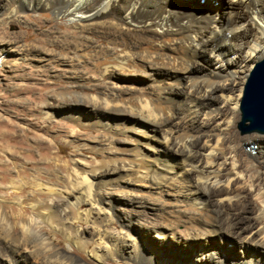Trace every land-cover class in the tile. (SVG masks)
<instances>
[{
    "label": "bare ground",
    "instance_id": "1",
    "mask_svg": "<svg viewBox=\"0 0 264 264\" xmlns=\"http://www.w3.org/2000/svg\"><path fill=\"white\" fill-rule=\"evenodd\" d=\"M204 2L0 0V66L30 70L12 77L20 82L9 90L16 100L5 97L4 102L24 105L26 116L37 108L36 123L23 122V126L1 113L11 110L0 111V183L8 182L1 186L6 192L0 195V256L10 254L19 264H31L32 254L40 258V264H84L68 250L72 246L87 250L94 240L97 251L91 256L98 264H106L105 258L114 253L119 241L127 240L101 226L111 222L109 211L117 205L130 214L137 208L154 211L159 219L146 227L161 230L163 240L176 235L203 238L221 232L218 226L225 224L241 231L242 245L264 249V194L255 195L260 204L255 217H242L251 211L243 195L247 186L253 190L255 181L242 174L239 154L231 147L250 138L226 136L239 119L242 84L255 63L264 58V0H214L212 8ZM215 2L222 5L215 7ZM43 11L52 15L56 28L45 25L42 39L31 45L26 41L35 34L11 37V27L32 31L28 16L39 18ZM235 55L239 62L232 60ZM55 67L62 70L52 71ZM33 69L47 79L63 77L66 83L79 85L92 79L86 77L90 72L100 90L80 88L70 93V86L48 81L39 87ZM147 78L150 83L143 84ZM49 87L56 89L46 103L33 109L34 93L49 92ZM227 106L223 115L220 108ZM13 114L19 119L18 112ZM58 115L90 135L99 134L104 144L95 142L97 138L77 146L81 148H77L78 156L86 151L93 154L95 167L77 159L71 171V166L59 165V160H47L52 140L45 139L41 131L56 128L53 118ZM140 137L157 138L159 147L145 143L154 149L152 156L143 154ZM31 138L34 145L29 143ZM69 138H74L73 133ZM53 164L57 169L40 172V165ZM27 166H34L33 174ZM59 169L69 171L65 175ZM27 188L35 192L24 199L18 197ZM13 195L21 207L18 214L3 205ZM85 205L88 209L81 210ZM235 205L240 209L233 210ZM67 214L90 225L92 239H85V232H72L70 223L63 225L67 221L63 223L62 217ZM253 221L258 227L251 225ZM48 229L60 234L68 249H57L58 240L49 237ZM205 255L201 251L192 264L202 263Z\"/></svg>",
    "mask_w": 264,
    "mask_h": 264
},
{
    "label": "rangeland",
    "instance_id": "2",
    "mask_svg": "<svg viewBox=\"0 0 264 264\" xmlns=\"http://www.w3.org/2000/svg\"><path fill=\"white\" fill-rule=\"evenodd\" d=\"M212 1H214V0H205V2L202 3V5L203 4L208 5L210 8H212L211 7ZM219 4L222 5V3L215 2L214 6L217 7V6H219ZM210 8L208 9V11H211ZM40 14H41V16H40L41 19H40V17L38 18L37 15H30L31 18H30V16H28V18H27V23L32 28V31H28L24 27H11V29H9L11 37H14L20 33L21 34L26 33L27 36L35 34V37L30 36V37H28V39L26 41L27 42L26 45H28V44L31 45L35 40L42 39L40 33H41V31L46 30L45 25H49V24L51 25L52 24V26H54L55 28L57 27V22L54 21V18L52 17L51 14H49L47 11H43ZM36 19H38V20H36ZM238 57H239V55H235V57H233L232 60L234 62H236V60L240 61V59ZM203 65L205 67H207L205 63ZM21 69L22 68L19 67V68L15 69V71L17 70L19 72H15L14 68H12L11 65H9V66L5 65V67L0 66V70H1V72H0V105H1L0 111L3 109L11 110L12 113L11 112L4 113L3 111L1 113H3L4 117H12V119L15 120L16 123H19L21 126H23V124H24L23 122H25V124H28V125L36 123V121L34 120V117H35V114L37 113V110H36L37 108L35 109L36 111L34 110V112H33L34 115H32L33 114L32 113L31 114L32 116L31 115L26 116V114H28V113L24 109V105H22V104L10 105V104L4 102L5 97L7 99L8 98L11 99L12 101L16 100V99L12 98V96L10 94L11 91H9V90H13L15 85L20 83V82H19V80H17L15 82V80L12 77H14L15 74L18 75L21 72H27V73L30 72L29 69H22V70ZM33 70H34V74H35L34 76L40 79L38 84H40V83L41 84L39 85V87L43 83H45V82L47 83V81H48V83H54V84L56 83V84L60 85L59 87L70 86V89L67 90L70 93L78 91V89H80V88L87 89V92L88 91L92 92L91 89L96 90V92H98L100 90V87L95 86L96 83L98 85V82H96V80H95L96 78H95L94 74L92 75V73H90V72L88 74L87 70L86 71L83 70V72L87 73L86 77L89 78V76H91L90 78H92V79H90V81L81 83V85H79L80 83H72V84L66 83V81H65V79H63V77H61L60 81H58V80L55 81V79L50 80V79H47L45 77V74L40 75L39 73L35 72L36 69H33ZM55 70H62V69L55 67V69H53L52 71H55ZM248 75H247V77H248ZM247 77L245 78V80L242 84V88L245 85ZM61 81H64V82H61ZM32 82H34V81H32ZM148 83H150V80L148 78L143 79V84H148ZM53 89H56V87H49L48 88L49 92H46L43 90V92L34 93L33 97L36 98L37 101L33 102V109L36 106H41V103H46L47 102L46 99L52 95ZM57 91L60 92V89H57ZM4 93H6L7 95L6 94L3 95ZM11 93L14 94V92H11ZM242 95H243V89L241 92V99H242ZM241 99H240V102H241ZM31 100L33 101L34 99H31ZM24 103H26V102H24ZM229 108H230V106L229 107L228 106L227 107H221L220 111L223 115H225V113L229 110ZM199 110H200V107H199ZM57 111L60 113V109H57ZM13 112H16V113L18 112L20 114L19 119L14 118L15 116H14ZM61 115H58V117L53 118V121L56 123V125H55L56 128L54 127L53 129H50V130L48 129L49 132H48V130L44 131V132L41 131V135L45 139H47V140L51 139L52 140L51 150H50V157L51 158L49 157V158H47V160L48 161L50 160L49 162L59 160L60 161L59 165L62 164V166H63L64 164L65 165L67 164L68 166H71V165L74 166V161H76L77 159H80V160L86 161L87 164L89 165V168L95 167L94 165H96V163H94V161L92 160L93 154L92 153L90 154V152H87L86 150H84V151H86V152L83 151L85 153V155L83 157H80L77 155L80 153V152H77L78 151L77 148H79V149H81V148L77 147V146H78V144H80V143L82 144V142L86 141V140H91L92 142H94L95 140H97V138L98 139L100 138L99 134L98 133H94V134L91 133V135H90L89 134L90 131L83 130V129L76 127L72 123L71 120L64 119L63 117H60ZM113 116H115L119 119L121 117L119 114H113ZM238 118L239 119H237V122L231 127V129L229 131H227L226 136L232 137V138L239 137V136L243 137V138H250L249 141H247L248 143L247 142H244V143L236 142V143L231 144L232 145L231 147L233 149H235V152L237 154H239V161L242 165V169H241L242 174L246 175V179L253 178V180L255 181V187H253V190L252 191L249 190L250 187L247 186L248 189L246 188L247 191H246L245 195H243V196H246L245 198L243 197V200H244L245 204H247L249 206L251 211L249 213H242L241 216L244 218L248 217L247 219L249 220V218L255 217V215H253V213L254 214L256 213V210H257L256 206L260 205L256 201L255 195L259 192L264 194V139L263 140L258 139L259 138L258 136H260V137L262 136L264 138V135H260L258 133L241 135L240 131L237 129V124L240 121V113L239 112H238ZM24 119H28V120L23 121ZM43 125L44 124H41V122H40L39 126L41 128L43 127ZM62 128L65 130H62ZM32 130H33V133H37L36 127H32ZM61 131H63V132H61ZM66 131L67 132L69 131V133H67ZM33 133H31L29 135H31V137H32ZM72 133L74 135V138H69L70 134H72ZM76 133H77V136H76ZM155 135L157 137H160V133H156ZM140 138L142 139V144H143V145H141V149L144 152L143 154H145V156L148 155L149 157L152 156V152L154 149L151 148L150 146L148 147V145L145 143L151 142L153 145L159 147L160 144L158 143L157 138H153V139H147L145 137H143V138L140 137ZM252 138H253V140H252ZM53 139L55 140V142ZM69 139H73V142L72 143L69 142ZM32 140L33 139L31 138L29 140V143L34 145ZM99 141H100V144H99ZM95 142H98L99 145L104 144V143H102L101 138ZM145 145H146V147H145ZM147 148H149V149H147ZM34 153L36 155L39 154V152L36 149H34ZM76 155H77V157H76ZM73 166H71V168H70L71 171H72ZM39 167L42 168L40 170V172L42 174L47 173L48 171L50 172V170L57 169V166H55L54 164L48 165V168L46 165H40ZM12 168L13 167H11V169ZM27 168H28L29 172L31 174H33L34 166H27ZM68 171L69 170L64 171V169L63 170L59 169V172L60 173L63 172V174H65V175L68 173ZM13 176H15V174L12 170L10 173V177L13 178ZM2 183H0V195H2L3 193L6 192L4 187L2 188L1 186L6 185V183H8V182H2ZM239 186L240 185L237 184L236 188ZM239 188H237V189L239 190ZM33 192H35L34 189L27 188L18 197L23 198V199L26 197H30V195L33 194ZM15 197H16L15 195L10 196L9 198H7L6 201L3 202V205L5 207H10V208H7V210L10 213L15 212V214H18V209H21V207L17 206L16 203L14 202ZM36 198L38 199V201L39 200L45 201V199H42L40 197H36ZM1 204H2V200L0 198V205ZM26 207L28 208L27 205H26ZM86 209H88V206L85 205L81 210H86ZM107 209H109V208L107 207ZM232 209L233 210H237V209L239 210L240 206L235 205L232 207ZM135 210H134L135 212L130 214L126 210V207H124L122 205H117L114 208H111V210L109 211L110 214H112L111 215L112 216L111 222H113V223L109 222L110 223V224L108 223L109 226L106 225L104 227H103V225H101L102 228H104V229L107 228L106 230H108V232L116 234V235L121 234L123 237L125 236L124 239L126 240V238H127V240L123 241L121 239V241H119L118 245L113 250L114 253L112 255H114V256L112 257V255H110V256H108V258L106 257L104 263H106V264H134V263H138V264H189L190 263V264H192L193 260L196 262V260L199 259V253L202 251L203 255L206 254L205 255L206 257L202 256L204 258H203V260L201 259L202 263H200V264H223L224 261L227 264H229V263L230 264H245L249 260L253 261L254 264H264V252H263L264 249L258 248V247H253V246L248 247L246 245H242L240 243V238H239L241 231L238 229H234V227L227 226L225 224L224 225L220 224L218 227L221 230V232H219L217 234L206 235V236H204L205 239H204V237L203 238L200 237L197 239H190L189 240V239H185L184 237L182 238L180 235H176L174 237V239H172V236H169L166 240H163L162 235H161V230L151 231L148 229L150 223L154 222V219L155 220L159 219L155 216L157 214L154 211H152L151 209H147V208H137ZM231 212H234V211H231ZM73 217L74 216L71 214H67L65 217L63 216L62 217V219L64 220L63 223L65 221H67V222H65L64 224L62 223V224L63 225L66 224L65 226L71 225L70 230L72 232H75L76 230H79L80 232H85V234H84L85 239L86 238L88 240L92 239V227L90 225L88 226V224H86L83 221H80V220L76 221V219H75L76 217H74V218ZM69 220H70V222H69ZM68 223H70V225H67ZM146 225L148 227H146ZM251 225L258 227V225H256L254 223V221L251 222ZM255 229L256 228H254V230ZM90 231H91V233H90ZM47 233L51 239L55 240V242H57V240H58L59 244H57V249H60V250L68 249L67 241L60 234H58L55 230L48 229ZM128 240H130V241H128ZM92 241L89 242V246H88L87 250H78L76 247L72 246L68 251L75 259L81 261V263L86 264V261H89L91 264H98L97 260L91 256L92 251H94V252L97 251L96 250L97 243L94 240H92ZM169 241H171V242H169ZM123 243H125V244H123ZM133 244H135V246ZM131 245H133V247ZM260 253H262L263 255ZM139 254H140V256H138ZM80 256L84 260L82 258H80ZM0 257H1L0 258L1 259L0 264H14V263L19 264V263H16V261H15V259H17V257L11 256L10 254H5V255H2ZM252 257H253V260L250 259ZM30 259H31L30 261H32L31 264H40L41 263L40 258L38 257V259H37L36 255L32 254ZM114 259H115V261H114ZM142 259L144 261H142ZM12 260H14V262H12ZM136 260H137V262H136ZM146 260L149 262H147Z\"/></svg>",
    "mask_w": 264,
    "mask_h": 264
},
{
    "label": "water",
    "instance_id": "3",
    "mask_svg": "<svg viewBox=\"0 0 264 264\" xmlns=\"http://www.w3.org/2000/svg\"><path fill=\"white\" fill-rule=\"evenodd\" d=\"M239 113L237 129L241 135H264V58L256 62L249 72L243 87Z\"/></svg>",
    "mask_w": 264,
    "mask_h": 264
}]
</instances>
